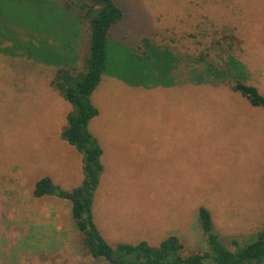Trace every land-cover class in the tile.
<instances>
[{
	"label": "rangeland",
	"instance_id": "obj_1",
	"mask_svg": "<svg viewBox=\"0 0 264 264\" xmlns=\"http://www.w3.org/2000/svg\"><path fill=\"white\" fill-rule=\"evenodd\" d=\"M117 2L124 17L110 39L133 46L146 35L171 51L151 69L143 61L139 73L108 54L115 69L91 94L98 113L88 124L103 165L94 222L114 245L156 246L175 235L187 256L208 248L198 221L204 206L220 241L235 252L264 230V108L231 90L232 80L212 77L192 55L223 65L231 54L248 72L244 81L264 95V0ZM32 19L20 0H0V186H16V194L28 188L26 215L38 217L31 239L17 230L15 245L0 248V264H110L84 250L69 211L57 217L50 207L57 197L33 195L43 176L69 191L84 174L82 154L63 137L74 107L53 84L58 55L43 38L48 29ZM80 26L68 54L73 70L82 68L86 53L87 25ZM228 33L239 40L232 49ZM44 203L50 205L38 213Z\"/></svg>",
	"mask_w": 264,
	"mask_h": 264
},
{
	"label": "trees",
	"instance_id": "obj_2",
	"mask_svg": "<svg viewBox=\"0 0 264 264\" xmlns=\"http://www.w3.org/2000/svg\"><path fill=\"white\" fill-rule=\"evenodd\" d=\"M30 7L33 22L45 26L50 39V48L55 49L58 66L53 84L62 91L74 110L67 114V127L63 130L64 139L81 154L83 162V180L77 187L65 191L52 182L49 176L37 180L33 195L41 197L54 195L70 201V214L77 229L83 234L84 250L94 258L101 257L110 264H260L264 261V230L258 233L256 240L245 244L237 251L228 249L214 231L212 216L208 208L200 206L198 221L207 237L208 248L184 256L178 237L169 235L156 246L147 241L136 244H110L101 235L92 214L93 193L99 184L103 165L100 161L102 149L88 130L91 118L98 110L91 101V94L108 70H114L113 59L108 55L122 56L120 63L124 70H143L142 62L149 69L155 67L157 59L171 49L158 45L150 36H141L133 46L110 39L114 24L124 17V10L117 0H20ZM80 23L87 25L86 53L82 68L67 67L72 52L75 35L81 30ZM228 48L238 43L232 33ZM64 41L65 43H58ZM219 48L220 45L214 44ZM76 48V47H75ZM221 48V47H220ZM65 49V52L63 51ZM168 49V50H167ZM220 51V50H219ZM195 62H202L208 73L220 82L232 80L230 88L239 92L255 107L264 108V95L257 87L246 83L248 72L240 66L231 54L223 65L200 53L193 56ZM121 68V69H122ZM238 243L237 240H231Z\"/></svg>",
	"mask_w": 264,
	"mask_h": 264
},
{
	"label": "crops",
	"instance_id": "obj_3",
	"mask_svg": "<svg viewBox=\"0 0 264 264\" xmlns=\"http://www.w3.org/2000/svg\"><path fill=\"white\" fill-rule=\"evenodd\" d=\"M16 189V186H8L7 190H5L4 188H2V186H0V248L6 245L10 246L11 244L12 246L15 245L14 242L16 241L17 230L19 232L21 231L23 234H25V236H28L29 239H31L30 237L35 232V228L37 226L36 222L38 221V217L36 216L34 218H31L26 215V209L24 207V199H29L30 191L28 194L27 188L26 191L22 192V194H20V191L16 194ZM18 196L22 197L23 200L21 201L19 199V202H16L15 198H17ZM59 199L63 198H55L56 202L52 203V205H50L49 203L40 205V208L37 207V209H39L38 213H42L41 208H46L49 204L50 207L52 206L51 208H53V210L56 212L57 217L61 215L68 216L70 214V202L68 204H65ZM33 202L35 203L36 200H34ZM67 211H69L68 215L65 214ZM19 214L23 216V219L19 216ZM17 219H22L24 222L26 221V223L23 226H16L15 220ZM17 227L21 228L17 229ZM30 229L31 232L29 233L28 231H30ZM9 260L10 257L7 261ZM0 261H2V259H0Z\"/></svg>",
	"mask_w": 264,
	"mask_h": 264
}]
</instances>
